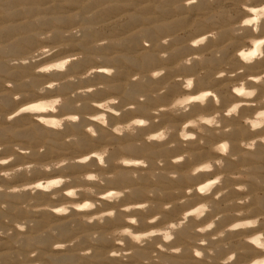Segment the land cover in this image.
I'll use <instances>...</instances> for the list:
<instances>
[{
	"label": "rangeland",
	"instance_id": "rangeland-1",
	"mask_svg": "<svg viewBox=\"0 0 264 264\" xmlns=\"http://www.w3.org/2000/svg\"><path fill=\"white\" fill-rule=\"evenodd\" d=\"M247 4L264 6V0H196L195 3L191 4L187 0H0V62L2 63L0 69V130H3V135L0 136V159L13 158L8 164L0 165V172L10 171L13 173L11 177L0 176V264H101L95 254L104 253L108 256L112 251H115L116 259L123 264H172L170 261H163L160 256L170 253L171 250L167 247L159 251H152L149 257L141 260L133 256L134 246H145L152 242L154 236L151 239H145L142 245L124 237V244L117 246L115 240L111 238V234L120 230L119 227H113L109 230L106 233L108 241L104 247L98 248V233L94 227L105 224L104 220L107 222V219H111L113 216L102 217V222L100 219L87 222L83 215L74 214L70 210L67 214L46 216L45 226L36 230V218L43 212L49 211L50 205L48 199L41 198V194H38L36 190L33 191L29 186L38 175L34 168L39 164L54 163L60 159L71 160V154L74 158L77 155L86 154L88 149L75 153L55 152L48 154V147L43 140L32 141L16 135L13 130H7L6 127L17 126L18 123L26 127L35 122V115L24 113L19 115V122L16 123L14 120L18 116L10 115L18 107L38 101L49 102L52 98L59 97L62 99V104L59 106L58 112L52 114L61 118L68 114L79 117L76 121L66 120L61 129H56L62 132V140L70 143L75 136L67 131V124L78 122L85 124L82 121L83 117L95 111L92 106L94 103L103 102L108 98H117L119 102L113 106L120 115H116L118 120L115 124L121 125L135 118L147 119L150 112L163 106L166 107L165 112L172 119V122H169L157 117L153 119L154 122L152 120L146 126L148 127V134L158 132L165 127L176 130L167 140L162 141L167 142L166 146L170 150L168 154L155 158L156 168H154L150 180H156L160 173H163L168 179L176 180L179 173L175 167L181 163H187L188 168L192 169L197 164L214 162L211 156L195 157L192 153L187 152L188 141L192 139L185 141L180 138L178 133L184 122L198 118L200 115L218 114L217 119H220L218 116L221 117L225 114V109L227 110L231 106L232 101L228 99L217 104L216 109L219 110V113L215 109L192 112L191 104H188L189 110L187 112L180 111L177 114L176 111L169 110V105L174 99H185L191 95L182 91L183 83L187 78H193L195 81L191 88L195 91L194 93L206 90L218 93L222 89L227 95L233 92V87L238 85L240 81H246V77H239L238 72L243 74L248 73V71L240 68L237 69V72L226 73V76L219 77L221 83L218 85L211 79L199 81L200 78L205 77V69H198L195 73H187L180 70L176 63L171 67L164 63H166L165 59L169 55L173 37H177L184 44L189 45L195 38L206 32L210 41L215 42L219 40L220 30L231 27L234 29L233 35L238 37L237 45L240 47L243 44L249 45L248 40L251 39V34L248 29L251 33L264 34V28L259 26L260 31L255 32L251 26L240 27L241 22L246 18L243 11ZM21 24L28 25L26 29H31L30 33L33 37L21 43L19 47L12 46L10 43L12 39L24 29L8 31L7 28ZM149 30L153 32V35L142 34V32ZM171 30L174 32H169ZM41 36H44L45 39H41ZM132 38L134 40L127 42ZM165 40L167 43H164ZM206 43H208L207 40L194 48L198 49ZM44 47L56 51L51 56L41 60H32L33 53ZM231 49L232 55L236 56L237 49ZM147 52H152L156 56V60L146 63L144 55ZM195 52L193 55L201 56L200 52ZM72 56L77 57V59L73 60L65 71H52L37 75L36 69L38 67ZM189 57L192 55L184 56L182 59L186 60ZM24 60H28V63H24ZM228 63L227 61L223 63L222 68L230 70L231 65ZM99 67L107 69L105 76H98L94 72ZM168 68L174 69V72L169 74ZM108 70L111 71V74ZM156 71H162L163 75L153 77L152 73ZM34 76H38V80L33 82ZM65 82H69L67 88L63 87ZM48 84H52L53 87H46ZM116 84L120 86L118 89L110 88V85ZM170 85H175L176 90L170 92L168 90ZM246 86L254 88L248 86L247 83ZM42 87L45 88L43 93L40 92ZM87 89H92V91L88 92ZM128 90H133L131 97L127 95ZM263 96L264 88L258 89L257 95L250 98L254 103L250 107L259 106L263 101ZM140 103L145 106L144 109L138 108ZM124 113L125 117L122 118ZM252 114L251 108L245 112H239L238 115H226V128H232L234 120H238L240 125L245 126V116ZM13 121L14 123H12ZM83 124L82 130L86 133L87 126ZM201 127L204 129L202 132L192 127L195 135H204L208 133L209 129L218 132L215 129L217 126L201 125ZM95 133L98 135V132L95 131ZM252 133L251 131L240 137L242 147L245 142L250 140ZM96 134L90 133L92 137H96ZM262 138L259 145H254L250 149L254 151L261 147L263 150L261 159H250L243 162L239 155L230 156L228 154L226 158L234 163V167L226 169V171L223 170V167L216 169L214 167V170L208 173L195 175L198 177V182L207 178H215L218 175L223 176L222 183L217 186H222L224 179L228 181L226 189L213 195L216 204L205 201L210 203L212 210L198 221L205 224L213 220L215 227L208 230L209 232L218 227L224 229L239 220L256 218L260 221L259 225L255 228L232 231L231 236L224 241L221 240L225 238V232L223 236L219 235L220 232L214 235V238L211 236V241H218L217 243L221 245L222 249L219 252H216V244L207 242L208 244H205L202 249L190 244L188 246L189 253H196L197 249L202 253H245L242 247L247 243V238L257 232H264V134ZM202 141L199 145H202L204 150L212 147L211 142L204 144ZM214 141L231 143L227 136L224 137L221 134H217ZM158 142L162 143L161 141ZM101 144L99 146L98 143V147L95 145V149L93 147L89 150L107 149L110 154L113 146L110 144L107 147V143ZM182 156L184 157L183 160L180 159ZM107 157L105 159L107 166H103L104 168L109 166ZM173 159H179L174 166L163 165L166 164V161ZM87 161L89 162V160ZM28 164H32L33 167L26 169L25 166ZM148 164L149 162H145L143 167L146 168ZM93 166L97 170L95 165H91L88 167L89 170L92 169L91 172L94 171ZM17 168L21 170L14 171ZM56 175L59 176L60 174L57 173ZM89 183L94 187L92 185L87 186ZM96 184L98 182H87L83 185L86 187L82 186L80 189L83 188L86 191V188L91 187L95 189V193L120 189L115 185H107L106 182L103 185L95 186ZM164 185H170V183L164 182ZM191 185L192 182L185 181L171 186L172 196H163L162 193L166 191L163 189L164 191L156 192L150 190L145 197L130 199L132 202L141 201L148 205V207L143 208V211L147 213V216L153 217L154 224L150 227L138 221L131 227L133 231L144 233L151 228H164L171 221L180 218L187 208L203 203L202 201L194 202L190 199L191 193L187 190ZM251 185L256 187L252 192L250 191ZM235 187H239V189H235ZM15 188L17 191H12ZM232 189L235 191L230 193L229 191ZM52 191L53 189L45 193L51 198L57 199L58 194ZM77 197L92 199L95 195L86 191L82 194L78 193ZM157 197L158 201L156 200ZM116 200L118 199H114V201ZM241 200H245L246 203H239ZM60 202L68 205L65 200ZM108 202L112 203L113 200ZM156 202L159 203V208L152 209ZM97 207H100V210L106 209L102 203L97 204ZM175 207L178 208L176 215L166 213ZM237 213H243V215H237ZM62 216L67 217V228L69 229L67 234L62 233L59 228L58 218ZM217 216L220 219L217 220ZM94 222L96 225H93ZM85 223L89 225L88 230L85 232L78 230ZM37 234L46 238V244L34 241L33 238ZM57 244L63 245L56 249ZM183 252L180 247L175 254L180 255ZM255 253H264V251L258 249ZM70 254L74 256V259L71 261L64 260V257ZM259 257L262 255L256 256V258Z\"/></svg>",
	"mask_w": 264,
	"mask_h": 264
},
{
	"label": "bare ground",
	"instance_id": "bare-ground-1",
	"mask_svg": "<svg viewBox=\"0 0 264 264\" xmlns=\"http://www.w3.org/2000/svg\"><path fill=\"white\" fill-rule=\"evenodd\" d=\"M249 7L252 8V13H249L247 11V8ZM260 7L262 6H253L252 4H247L244 7L243 13L244 15H246V18H251L252 16L258 15V9ZM259 26L264 28V19L259 20ZM27 27L28 25L26 26V25L21 24L17 26H9L7 28L8 31L9 30L12 31L15 29H22V30L24 29L22 32H18L16 34L17 36H15L12 39V41L10 42L12 46L19 47L21 43L33 37L32 34L30 33L31 29H26ZM169 32H174V31L171 30ZM248 32L251 34V38L264 37V34H261V33H251L250 29H248ZM142 34L151 36L153 35V32L149 30L146 32L145 31L142 32ZM233 34H234V29H232L231 27L223 28L219 32V40L214 42V41H210L209 35L205 32L193 40L195 41L199 39L200 37L208 36V39H207L208 43H206L204 46L198 49L194 48L195 46H193V43L189 45L184 44L179 38L173 37L171 47L169 48V55L165 59L166 63L164 64H166L168 67H171L174 63H176L178 64L180 70H183L187 73H195L198 69H205V72H206L205 77L200 78L199 81L203 82L204 79H211L212 82L218 85L221 83L219 79V77H222L220 76L221 72L225 73V75L223 76H226V73L235 72V71L237 72V69L241 68V69H244L245 71H248V73L242 74L238 72L239 73L238 76L239 77L245 76L248 86L254 87L257 90L258 89L261 90V88H264V80H261L260 83H257L256 80L257 78L264 77V58H258L254 60L252 63H245L243 62L242 58L238 56L237 54L236 56H233L231 48L237 49L238 52H243V55H248L250 51L254 50L253 46L251 45L243 44L241 47L238 46L237 45L238 37H236ZM132 40L134 39L132 38L127 42H131ZM195 51L201 53L200 54L201 59L199 60L193 59L190 64H186L185 60H183L182 57L189 56V55H192V57H195V54L193 55V53H196ZM111 60H114V59H111ZM154 60H156V56L152 52H147L144 55V61L146 63H150ZM226 61L229 62L228 63L229 65H231L230 70H226V68L225 69L222 68L223 63H226ZM1 68H2V63L0 62V69ZM168 69H169V74L174 72V69L172 68H168ZM94 72L98 76H105L107 69L105 67H99L98 69L94 70ZM40 74L41 72H38L37 75H40ZM32 80L33 82L34 80L35 81L38 80V76H34ZM68 85H69V82H65L63 84V87L67 88ZM119 87L120 86L117 84L110 85V88H113V89H118ZM248 89H252V88H248ZM168 90L170 92L175 91L176 86L170 85L168 86ZM132 91L133 90H128L127 95L131 97ZM182 91L185 93L191 94L187 98H185V100H188L189 104H191L192 112H199V111H205L209 109H213V110L215 109L216 112L219 113V110L216 109L217 107L216 105L221 102L223 103L224 101H227L228 99L229 101L230 100L232 101L231 106L238 102L241 103L242 106L240 107L239 112L241 111L245 112L246 110L252 108V111L254 114L258 111L259 107H264V104L262 103L255 108L250 107L254 104L253 100H250V98H245V97L236 95L233 92L226 95L224 94V91L222 89H220L218 93H215L213 91L216 94L215 97H211V96L208 97L206 104L202 105V104H199L197 101L192 100V97L201 93L202 91L194 93L195 91L193 89H185L184 87ZM262 102H264V96H263ZM33 103L46 104L48 102L38 101V102H33ZM95 105H96L95 103L92 105L95 111L93 113L90 112L91 114L89 113L88 116H84L82 120L85 123V124L83 123L82 124L87 126V129H86L87 134L84 133V131L82 130L83 127H82V124H80L81 122L67 124V131L75 136L74 139L70 143L64 142L62 140V137H63L62 132L54 128L45 126L44 124L40 122V120L36 119V115L41 116V117H51L53 116L51 112L37 113L35 115V122L30 123L26 127H23L25 125L21 123H18L17 126L10 125L6 127L7 130H13L16 135L26 137L32 141L37 142L38 140H43L48 147V151H47L48 154H52L55 152H60V153L61 152H65V153L72 152L73 153L74 152L75 153L80 150L88 149V152L86 154L77 155L74 158H72L73 154H71L72 157H71V160H68L69 161L68 163L64 164L63 166L59 168L52 167L51 171L45 170V166L58 164L61 161H65V160L60 159L59 161H56L54 163L39 164L38 166L34 168L35 171L38 173V175L36 176V178L34 177L36 180L31 185H29L30 188H32L34 184L42 182V181L47 182L48 180L56 179V178H63L65 180L64 184H62L58 188H54L52 191L53 193L58 194L57 199L51 198L47 193H45L46 191L42 189H36L38 194H41V198L48 199L49 205H50L49 211L43 212L41 215H39V217L37 216L38 218H36V230L41 229L42 227L45 226L47 222L46 216L61 215L60 213L53 211V209L61 207V206H66L60 202L62 200H65L66 202H68L67 203L68 206L72 204H80L86 201L93 202L96 204V206L97 204L100 205L102 203V205H104V207L106 208L105 210H100V207H97V208L95 207L90 210H78L75 208H70L71 212H73L74 214L83 215L87 222L90 220H93L92 217L94 216L99 217L101 216V214L109 212V211H112L114 213L111 219L109 218L107 219V222L104 220L105 224L103 225L97 226L95 222L93 223V225H96L94 229L97 230L96 232L98 233V240H99L98 248H102L104 247V244L108 241V239L106 238V233L109 230H111L113 227H119L120 229H123L125 227L131 228L133 226V224L130 223L131 219H136L137 222L140 221L141 223H144L150 227L154 226L153 220H152L153 217L147 216V213L143 211V208L138 207L139 205H142L144 203L141 201L132 202L130 200L132 198L145 197L147 192L150 190H153L156 192V191L166 189V191L163 190L164 192L162 193V195L172 196L171 195L172 193L170 191L171 186L175 184L178 185L185 181H190L192 182V185L189 186L187 192L191 193L190 199L192 201L194 202L210 201L213 204H216V202L214 201L215 197L213 195L219 193L223 189H226V187L228 186L227 185L228 181H226V179H224L222 186L216 185L210 194L202 195L197 191L198 186L214 178H207L203 181L198 182L197 181L198 177H196L195 175H200L202 173L209 172V171H200L198 173L193 174L195 169L199 167L200 165H202L203 163L197 164L192 169L188 168V166L186 165L187 163H181L175 167L179 173V176L177 177L176 180L168 179L163 173H160L156 177V180L154 181L150 180L153 174L154 168H156L155 158L160 155L168 154L170 150L166 146L167 142L159 143L158 141H155V140L149 141L147 137L149 135L155 134L156 132L148 134V127H138L135 135L129 134L127 132H125L124 135L116 134L115 132L112 131L114 127L118 126V124H115L117 123L116 121L118 120V117H116L115 114H107L108 125L106 126L101 125L97 121H94L89 118L103 111L101 109H98ZM22 106H25V105H22ZM20 107L15 109L10 115L13 117L18 116V118L14 120L16 121V123L19 122V115L24 114V113H19ZM138 108L144 109L145 106L140 103L138 104ZM114 109L116 110L115 107ZM165 110H166V107L164 106L161 108H157L156 110H153L152 112L149 113V116L146 120L150 122L157 117H161L162 120L164 119L166 121L172 122V119H170L168 113L165 112ZM227 110L225 109V114L223 116L221 117L218 116V118L220 119H217V120H218V123H220L221 125L219 124V127L217 126L215 129H217L219 133L213 132V130L209 129L208 133L204 135H195L192 127H189L187 129V132L194 134L197 139V140L188 141L187 152L192 153V155L195 157L211 156V158H213L214 161L216 159H222L224 161V165H223L224 171H226V169L234 167V163H232L230 159L226 158V156L214 150V148L221 143L220 141H214V139L216 140L217 134L218 135L221 134L224 137L227 136L230 139L231 141L230 150H229L230 156L237 154L240 156V160L243 162L249 161L250 159L252 160L261 159L262 154H263V150L261 147H258L257 149L254 148L255 149L254 151H251L250 149L248 150V148L244 146L242 147L243 144L240 143V140H239L240 137L252 131L247 125L242 126L240 125V122H238V120L237 121L234 120L233 122L234 124L232 128H228V129L226 128ZM72 115L73 114H68L66 117L72 116ZM201 116L207 117L209 115H200V117ZM124 117H125V113H124V116H122V118ZM247 117H250V116H245V118ZM14 121L12 123H14ZM67 121H71V120H67ZM130 121L131 120L127 122H130ZM152 122H154V120ZM124 124H121V125H124ZM19 126L21 128H17ZM89 127H91L93 131L95 130L96 132H98V135L96 134L97 135L96 137H92L90 135L88 131ZM227 130L229 131L226 132ZM2 131L3 130H0V136L3 135ZM252 132H253L252 137L250 138L249 141L245 142V145L255 141L254 145L257 146L259 145V142L262 141L263 139L262 137L264 134V128L257 130V131H252ZM201 141L204 144L211 142L212 147L209 148L208 150H204L205 148L203 149L202 145H199ZM98 143H99V146L101 143H105V144L107 143L108 145L107 147H109L110 144L113 146V149L110 152V154L108 153L109 156L107 157V161L109 162V166L107 168H104L103 166H101L98 163L97 159L92 156V153H95L97 151L89 150V149H92L93 147L94 149L98 147L97 146ZM85 157H90L89 159H87L89 160V162L85 160ZM122 161H127V163H122ZM176 161H179V159L178 160L173 159L171 161H166L165 162L166 164H163V165L174 166ZM145 162H149L146 168L143 167ZM91 165H95L97 167V170H95L96 168L94 169V166H93L94 171L96 172V174H99L102 177H104L107 185H115V186L120 187V189L119 190L98 191L95 194V197L94 198L92 197V199H83L82 197L81 199L80 197L73 198V197L66 196L65 195L66 191L71 190V189H80V187H82L85 183L91 182V181H85L83 179V177L86 174L95 173L94 171L91 172L92 169L90 170L88 169V167ZM216 168L218 167H215V169ZM57 173L60 175L59 176L56 175ZM164 182H169L170 185H164ZM90 185L92 184L89 183V185L87 186H90ZM97 185H99V183L96 184L95 186ZM83 187H86V186H83ZM81 189L82 190L79 191L78 193L82 194L86 192L85 189L83 188ZM235 189H239V187H235ZM254 189H256V187L251 185L250 191L252 192ZM108 191H120V192H123L124 195L116 201L113 200V202L111 203V202H108L109 200L102 198V196L106 194ZM234 191L235 190L232 189L229 192L233 193ZM220 197H221V194H220ZM224 198L226 201V194L224 195ZM156 200L157 201L159 200L158 197L156 198ZM155 204L156 205L153 206L152 209L159 208V203L156 202ZM195 207L187 208L186 210L183 211L180 218H178L176 221L170 222V223H178L181 225V227L175 230L174 239L172 241L163 242L160 236H154V238H152L151 243H148L145 246H134L133 256L136 259L141 260L143 258L149 257L150 252L159 251L163 249L164 247H167L168 249L171 250L170 253L161 254L160 256L162 257L163 261L164 260L170 261L172 262V264H250V262L254 258H256L257 255H262V257H264V253H255L256 251H258V249L254 245L248 242L244 244L242 247L245 253H235V259L232 261H227L226 259L232 253H229V254L227 253H203V255L199 257L195 253H189L188 246L190 244L195 245L196 247H199L202 249L205 244H208L210 242L211 244H216V252H219L221 251L222 247L220 244L217 243L218 241H211V236H213L212 238H214V235H217L219 232H225L226 236L224 239L221 240V241H224L229 236H231L232 231H235V230H228L230 226L229 225L224 229H221L218 227L211 232L209 231L200 232L199 229L201 227H205L210 222L214 223V221L210 220V222L203 224L202 222L198 221L194 215H187L188 211L189 210L194 211ZM125 209H129V210L125 211ZM166 213L171 214V215L172 214L176 215L178 213V208L175 207L174 209ZM106 216L107 215H104L103 218ZM58 221H59V228L61 232L67 234L69 232V229L67 228V224H68L67 217H63V216L59 217ZM88 228H89V225L85 223V225L80 226L78 230L85 232L86 230H88ZM156 229H160V228H151L148 231H152ZM134 233L143 234V233H137V232H134ZM33 239L34 241L38 243L46 244V238L42 235L37 234ZM200 241H205V243L201 244L199 243ZM62 245L63 244H57L55 248L56 249L61 248ZM118 245L119 244H117V246ZM180 247L183 249L184 252L181 253L180 255H176L175 252ZM196 251H199V249H197ZM114 252L115 251H112L111 254L108 256L105 255L104 253H96L95 257L98 258L101 264H123L116 259L115 255H112V253ZM73 259H74V256L71 254L66 255V257H64V260L71 261ZM30 264H40V263H30Z\"/></svg>",
	"mask_w": 264,
	"mask_h": 264
},
{
	"label": "clouds",
	"instance_id": "clouds-1",
	"mask_svg": "<svg viewBox=\"0 0 264 264\" xmlns=\"http://www.w3.org/2000/svg\"><path fill=\"white\" fill-rule=\"evenodd\" d=\"M189 4L195 3L196 0H187ZM247 11L249 13H252V8L249 7L247 8ZM264 19V6L260 7L258 9V15L252 16L251 18H245L242 22L240 27H245V26H251L255 32L260 31L259 27V20ZM246 21H251V23H246ZM50 35V34H49ZM79 35V33H77ZM215 35V34H212ZM41 39H45L44 36L40 37ZM208 39V36H203L200 37L199 39L193 41V46L196 45H201L203 44L206 40ZM164 43H167V40L164 41ZM248 44L253 46L252 51L249 52L248 55H243V52H238L237 55L240 56L245 63H252L254 60L258 58H264V37H255L251 38L248 40ZM56 51L55 49H49L48 47H44L33 53L31 59L38 61L43 58H46L48 56H51L52 53ZM77 59V57L72 56V57H66V58H61L56 61L44 64L36 69L37 72L41 73H50L52 71H59L63 72L67 69V66L73 61ZM193 59H201L199 56L195 57H189L188 59L185 60L186 64H190ZM24 63H28V60H24ZM109 71V74H111V71ZM163 75L162 71H156L152 73L153 77H159ZM225 75V73L221 72L220 76ZM261 80H264V77L257 78L256 82L260 83ZM246 81H240L238 85L234 86L232 91L236 95L245 97V98H253L257 95V89L252 88L248 89L246 87ZM194 86V79L193 78H187L184 83L183 87L185 89H191ZM46 87L51 88L53 87L52 84H48ZM45 91V88H41L40 92L43 93ZM86 91L91 92L92 89H87ZM215 93L210 90L202 91L201 93L195 95L192 97V100L199 102L200 104H206L207 98L208 97H215ZM19 99V97H16ZM117 98H108L103 102L97 103L95 106L98 109L103 110L101 113L95 114L91 117L90 119L97 121L101 125H107V114H115L117 116L120 115L118 111L112 107L113 105H116L118 103ZM264 104V102H261ZM62 104V99L59 97L52 98L48 103L46 104H39V103H31L25 106H22L19 108V113H30L33 115H36L37 113L40 112H51L53 114L57 113L59 110V106ZM189 104L188 100L185 99H174V101L169 105V110L171 111H176L177 114H179L180 111L187 112L189 109L187 105ZM241 103H235L232 106L229 107V109L226 112V115L232 116V115H238L239 109L241 107ZM18 113V114H19ZM218 115V114H217ZM217 115H212V116H201L192 120H189L185 122L181 126V130L179 131L178 135L180 136L181 139L187 141L189 139H196V136L192 133L187 132V129L189 127L197 128L199 131H203L204 129L201 127V125H208V126H218V120H217ZM36 119L40 120L42 124L45 126L54 128V129H61L65 123L66 120H72L76 121L78 119V116L72 115L68 117H57L55 115L51 117H41L36 115ZM244 123L250 128L252 131H257L262 128H264V107H259L258 111L254 113L252 116L245 118ZM149 125V121L143 118H135L131 120L130 122H127L124 125H118L112 129L113 132H115L118 135H124L125 132L135 135L136 130L138 127H146ZM88 131L92 133V135H95L96 133L93 131L91 127L88 128ZM176 130L173 128L165 127L164 129L159 130L155 134L149 135L147 139L149 141L155 140V141H165L168 139V137L175 132ZM255 141L252 143H248L244 145L248 149H252L254 146ZM215 151L221 153L224 156H227L229 154L230 150V143L227 141L221 142L219 145H217L214 148ZM108 155V150L103 149L100 151H97L95 153H92V156L95 157L98 161V163L101 166L106 167L107 165L105 164V158ZM90 157H85V160L89 159ZM13 159L12 157H9L8 159H0V165L8 164L10 160ZM181 160L184 159V157H180ZM68 163V161H61L58 164L54 165H46L45 170L51 171L52 167L59 168L63 166L64 164ZM122 163H127V161H122ZM224 165V161L222 159H216L214 162H205L199 167H197L194 171L193 174L198 173L200 171H212L214 167H220L222 168ZM33 167L32 164H28L25 166L26 169H31ZM20 168L15 169L14 171L18 172L20 171ZM13 173L10 171H2L0 172V176L4 177H11ZM83 179L85 181H91V182H98L99 184L103 185L105 183L104 177H102L99 174L96 173H89L86 174ZM223 180V176H216L214 179L209 180L206 183H203L198 186L197 191L202 194V195H208L212 192L214 187L218 184L221 183ZM65 183V180L63 178H56V179H51L48 180L47 182H39L36 183L32 186L33 191L36 189H42L44 191H51L54 188L60 187L62 184ZM17 189H12V191H16ZM82 189H71L65 192V195L68 197H77L78 192L81 191ZM241 190H244L241 188ZM86 191L89 194L95 195V189L89 187L86 189ZM124 195L123 192L120 191H108L106 194L102 196L103 199H107L109 201L114 200V199H119ZM239 203L244 204L246 203L245 200L239 201ZM96 207V204L93 202H83L80 204H72L70 206H61L58 208L53 209V211L60 213V214H67L70 211V208H75L78 210H90ZM138 207L141 208H146L148 207L147 204H142L139 205ZM129 209H125V211H128ZM211 205L209 202H203L200 203L198 206L195 207L194 211L189 210L187 215H194L197 220L200 218L204 217L207 213L211 211ZM104 215L107 216H112L114 213L112 211L106 212L101 214L99 217H92L93 220L95 219H100L102 222V217ZM237 215H243V213H237ZM216 219H220L219 216L216 217ZM130 223L135 225L137 223L136 219H131ZM260 221L259 219H248V220H239L237 222H234L229 226L228 230H239V229H248V228H255L259 225ZM181 227L180 224L178 223H169L167 226L164 228L148 231L143 234H136L134 233L132 228L125 227L123 229L117 230L111 234V238L115 240V243L117 244H124V237L129 238L131 241L135 242L136 244H143L145 239H149L153 236H160L162 238L163 242H170L174 239V232L176 229ZM215 227V224L210 222L208 223L205 227H201L199 229L200 232H205L208 230H211ZM95 235V234H94ZM220 236L224 235V232L219 233ZM247 242L254 245L257 249H260L264 251V232H257L247 238ZM199 243L203 244L205 241H200ZM176 251H179L177 249ZM198 257L202 256L203 253L200 251H196L195 253ZM112 255H116V253H112ZM227 261H232L235 259V253L230 254L227 258ZM250 264H264V257H259V258H254Z\"/></svg>",
	"mask_w": 264,
	"mask_h": 264
},
{
	"label": "snow or ice",
	"instance_id": "snow-or-ice-1",
	"mask_svg": "<svg viewBox=\"0 0 264 264\" xmlns=\"http://www.w3.org/2000/svg\"><path fill=\"white\" fill-rule=\"evenodd\" d=\"M246 23H251V21H246Z\"/></svg>",
	"mask_w": 264,
	"mask_h": 264
}]
</instances>
